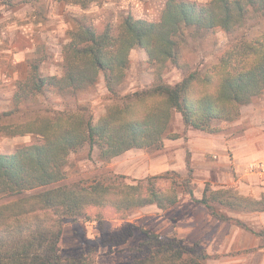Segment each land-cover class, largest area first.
<instances>
[{
    "label": "trees",
    "instance_id": "obj_1",
    "mask_svg": "<svg viewBox=\"0 0 264 264\" xmlns=\"http://www.w3.org/2000/svg\"><path fill=\"white\" fill-rule=\"evenodd\" d=\"M251 13L264 16V0H167L158 21L128 14L118 25L107 23L102 28L85 16L77 18L63 47L62 75L44 76L34 62L28 77L17 85L11 110L0 113V134L37 135L12 153H0V264H86L63 254L66 219L79 226L82 220L97 222L105 210L123 221L139 208L155 205L165 211L179 202V189L218 221L234 222L259 237L263 248L264 229L254 231L224 210L264 212V193L254 199L206 183L198 199L189 160L186 177L173 171L135 180L99 169V177L90 183L70 184L66 174L70 155L87 145L98 149L103 162L131 150L164 151L167 138H178L169 134L177 113L185 127L209 134L222 132L215 123L238 120L242 108L264 94V30L234 40L217 64L189 72L174 85L163 83L161 73L169 65L186 71L181 44L188 37L217 29L234 34ZM136 49L146 53L158 82L125 95L97 121L70 111L29 114V105L46 89L78 93L94 87L101 77L107 91L116 96ZM21 111L23 118L18 119ZM92 209L100 213L91 215ZM144 235L137 264H209L213 259L200 242L188 246L176 232L161 235L146 230ZM131 237L115 235L111 241L120 245Z\"/></svg>",
    "mask_w": 264,
    "mask_h": 264
},
{
    "label": "rangeland",
    "instance_id": "obj_2",
    "mask_svg": "<svg viewBox=\"0 0 264 264\" xmlns=\"http://www.w3.org/2000/svg\"><path fill=\"white\" fill-rule=\"evenodd\" d=\"M166 1L0 0V113L11 110L17 85L28 77L34 62L39 64V71L44 76L62 75L63 47L69 42L70 33L76 28L77 18L85 16L98 28L107 23L118 25L128 14L158 21ZM263 30L264 16L251 13L245 25L234 34H226L217 29L198 38L188 37L186 42L181 44V52L187 64L186 71L169 65L161 73V81L174 85L189 72L205 71L219 62L224 51L234 40L253 37ZM157 82L154 66L149 63L148 56L143 50L136 49L131 53L127 77L117 89L116 96L107 91L101 77L94 87L78 93H60L54 89H46L43 96L29 105V114L32 111H41L48 115L70 111L97 121L109 107L120 102L125 95L150 88ZM252 103L260 104L262 111H250L246 107V112L238 120L231 123H215L223 129L218 134L187 128L181 115L175 114L169 134L177 135L178 138H167L164 151L151 154L143 150H131L118 158L103 162L98 158V149L91 150L87 145L70 155L66 166L68 181L70 184L77 181L90 183L93 178L99 177L96 175L100 173L99 169L106 170L114 177L126 176L135 180L161 176L173 171L186 177L189 160L193 169L194 192L198 198L202 196L206 183H210L213 189L232 188L241 195L258 199L264 193V168L256 166L264 165V157L250 161L244 168L245 172L259 177L258 184H254L255 194L252 191L248 195L242 194L231 185L233 180L238 179V174L242 173L237 172L232 143L236 140L243 141L246 136L264 139V134L258 131L259 129L264 132V123L258 122L264 119V94ZM22 112L17 113L18 119L23 118ZM190 133H195L197 144H210V152L205 155L190 152ZM36 139L37 135L34 134L20 137L0 134V153H12L23 144ZM221 145H226V148L223 150ZM162 182L164 183L163 180ZM179 196V202L167 214L164 213L166 210L161 211L152 205L133 210L124 221L114 219L111 210L99 214L97 222L86 223L82 220L79 226L66 219L62 241L63 254L70 259L82 258L86 264H137L145 239L144 231L150 230L161 235L176 232L188 246L200 242L213 256L209 264H264V246L259 248L260 238L239 228L234 222H226L229 226L224 229L225 222H219L217 219L216 222H211L208 218L207 228H204V234L199 233L198 240H194L196 236L187 240L185 236L180 235L178 224L184 226L185 218L198 205L190 201L181 189ZM172 211L174 214H170ZM97 212L99 210L96 209L90 211L91 215ZM224 212L232 219H240L254 231L264 229V212ZM169 214L172 218L168 217ZM201 219L206 221L207 216ZM222 230H227L229 241L214 242V238ZM236 231L239 233L235 234ZM115 235L132 237L126 243L117 245L111 241V237ZM234 237L235 241L231 242L230 239ZM210 249L212 252H209Z\"/></svg>",
    "mask_w": 264,
    "mask_h": 264
},
{
    "label": "crops",
    "instance_id": "obj_3",
    "mask_svg": "<svg viewBox=\"0 0 264 264\" xmlns=\"http://www.w3.org/2000/svg\"><path fill=\"white\" fill-rule=\"evenodd\" d=\"M260 104H256V103H252L249 104L245 107L242 108V114H244L246 111V107L249 108L250 111H262V107L260 108ZM264 108V107H263ZM263 118V117H261ZM259 123H264V119H262V121H258ZM192 129H190L191 131ZM258 131L260 133H263V131L259 130ZM192 132H194L192 130ZM196 132V131H195ZM190 135V136H189ZM189 136V146H190V152L194 153H201L202 155H205L207 153H209L212 148L210 146V144H202L199 145L195 142V133H190ZM166 144V142H165ZM167 147V145H166ZM232 147V152H233V160L235 163V166L237 168V172H242L241 174H238V179L233 180L232 182V186L235 187L236 190H239L240 193L242 194H250L251 191L254 192L255 188L254 184H258V180L259 177L256 175H251V173L249 172H245L244 168L245 166L250 162L253 161L255 159H260L264 157V139L261 137H244L243 141L240 140H236V142L232 143L231 145ZM220 148H223V150L226 148V145H221ZM260 189V188H258ZM255 194V192H254ZM196 198L197 195H196ZM201 198V197H200ZM199 199V198H198ZM198 206L196 207V209H194L193 212H191V214L187 215V217L185 218V225H180L178 224L179 228L178 233L180 235H183L186 237L187 240H191L193 239L192 236H196V238H194V240H198L199 237H197L199 235V233H203L204 228H207V222H208V218L211 219V222H216V218L212 217L208 211L206 210V208L202 205L197 204ZM175 207V206H174ZM174 207H171L170 209L166 210V212H164L165 214H167V212H169V210L171 211ZM170 214H174V211H172ZM169 214V218H172ZM205 216H207V220H202L201 218L203 217V219L205 218ZM166 217V216H164ZM218 221V220H217ZM220 222V221H219ZM206 224V225H205ZM215 224V223H214ZM218 224V223H216ZM224 229H226L229 225L224 224ZM184 227V228H183ZM227 230L225 232H223V230L219 233V235L217 237L214 238V242H222V243H227L229 241V238L227 237ZM239 231H236L235 234H238ZM204 234V233H203ZM210 235V233H209ZM217 239V241H216ZM231 242L235 241V237L234 239L231 238L230 239ZM232 247V246H231ZM209 252H212V250L210 249Z\"/></svg>",
    "mask_w": 264,
    "mask_h": 264
},
{
    "label": "built area",
    "instance_id": "obj_4",
    "mask_svg": "<svg viewBox=\"0 0 264 264\" xmlns=\"http://www.w3.org/2000/svg\"><path fill=\"white\" fill-rule=\"evenodd\" d=\"M256 167H261V168H264V165H258V166H256Z\"/></svg>",
    "mask_w": 264,
    "mask_h": 264
}]
</instances>
